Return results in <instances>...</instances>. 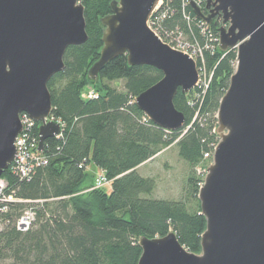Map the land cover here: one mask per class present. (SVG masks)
<instances>
[{"label":"trees","instance_id":"trees-1","mask_svg":"<svg viewBox=\"0 0 264 264\" xmlns=\"http://www.w3.org/2000/svg\"><path fill=\"white\" fill-rule=\"evenodd\" d=\"M80 1L88 40L67 48L64 70L48 83L51 118L61 123L62 132L45 141L41 155L46 162L30 178H19L11 169L2 176L6 193L22 201L1 214L7 222L0 231V264H138L140 239L171 231L187 250L199 254L207 222L198 198L203 178L197 168L210 161L205 155L220 140L217 112L237 53L218 46L204 51L212 74L209 87L204 92L178 90L175 107L187 123L168 131L145 121L135 102L163 77L160 70L130 65L122 55L109 62L97 80L89 79L88 71L104 45L101 18L111 13L114 0ZM192 1L209 13L205 0H162L152 22L165 42L182 33L191 45L204 46L213 43L211 35L220 36L221 20L217 25L203 23L194 15ZM89 88L97 98L85 97ZM172 146L189 166L182 196L157 199L151 196L155 179L141 176L138 168ZM91 163L111 181L110 191L93 189L95 177L87 171ZM28 208L35 211V221L20 231L16 222Z\"/></svg>","mask_w":264,"mask_h":264},{"label":"water","instance_id":"water-1","mask_svg":"<svg viewBox=\"0 0 264 264\" xmlns=\"http://www.w3.org/2000/svg\"><path fill=\"white\" fill-rule=\"evenodd\" d=\"M162 0H114L101 18L103 48L88 71L99 78L104 67L126 55L130 65H149L163 74L136 98L157 126L177 131L186 116L175 107L178 90L189 93L199 81L196 61L165 43L149 21ZM194 15L218 24L219 48L235 49L236 68L217 112L220 138L198 198L206 218L202 251L195 254L174 231L142 237L138 264H264V0H205ZM88 40L80 0H0V179L15 160L21 114L39 124V147L59 136L62 125L49 120L51 78L65 68L68 47Z\"/></svg>","mask_w":264,"mask_h":264},{"label":"built area","instance_id":"built-area-1","mask_svg":"<svg viewBox=\"0 0 264 264\" xmlns=\"http://www.w3.org/2000/svg\"><path fill=\"white\" fill-rule=\"evenodd\" d=\"M161 5H162V1L158 6V8L156 9V11L154 12V14L152 15L149 21V25L155 31V33L162 39L158 31L153 28V22H152L153 17L158 13V10ZM203 23L205 22L203 21ZM211 37L213 43L206 44L204 46L198 44L191 45L189 42H187L186 39H184L182 33L173 36L172 40H170L169 43L165 42L162 39L165 43L169 44L174 49H178L187 53L191 58H193L196 61L199 70V81L196 88L202 89L203 92L206 91V89L209 87L212 77V74L207 70L204 51L205 50L214 51L216 46L219 47V42H220V36L214 37L211 35ZM214 43L217 45H215ZM85 97L97 98V94L95 93V91L90 89L86 93ZM148 119L149 118L146 116L144 120L146 121ZM49 120H54V119L50 117L47 121ZM21 122L23 125V129L15 140L17 154L15 156V160L12 162L9 169H11L13 174L23 179V178H30L32 176V173L35 171V169H37L42 164H44L46 160L41 155V151L38 150L39 131H38V136H36L34 133V129L36 128L37 125L39 127V124L26 113L21 114ZM213 154H214V150L211 154L207 153L205 157L210 159V161L212 162ZM108 184H111V181L107 178L104 172L100 171L94 178L93 189H101ZM6 186H7V182L3 178H1L0 179V231L3 229L4 225L7 222L4 219V217H2L1 214L2 213L7 214L10 211L9 207L11 203L22 201L15 198L13 195L7 194L5 191ZM35 216H36L35 211L32 208L25 209L16 222V228L20 231H27L35 221Z\"/></svg>","mask_w":264,"mask_h":264},{"label":"rangeland","instance_id":"rangeland-1","mask_svg":"<svg viewBox=\"0 0 264 264\" xmlns=\"http://www.w3.org/2000/svg\"><path fill=\"white\" fill-rule=\"evenodd\" d=\"M90 89L91 88L88 90ZM209 165L210 161L205 162V164L197 168V172L202 176L203 180ZM98 169L99 168L94 163H91L87 168L90 177L95 175ZM188 170V164L179 157L177 146L165 149L157 155L154 160L138 168V172L141 176L152 177L156 181V186L151 196L157 199L168 200H177L181 198ZM99 172L100 170H98L97 173ZM104 189L110 191L111 184L106 185ZM11 263L10 260H7L4 264Z\"/></svg>","mask_w":264,"mask_h":264},{"label":"flooded vegetation","instance_id":"flooded-vegetation-1","mask_svg":"<svg viewBox=\"0 0 264 264\" xmlns=\"http://www.w3.org/2000/svg\"><path fill=\"white\" fill-rule=\"evenodd\" d=\"M219 18L218 17H215L214 21H217L218 22Z\"/></svg>","mask_w":264,"mask_h":264},{"label":"crops","instance_id":"crops-1","mask_svg":"<svg viewBox=\"0 0 264 264\" xmlns=\"http://www.w3.org/2000/svg\"><path fill=\"white\" fill-rule=\"evenodd\" d=\"M98 170H100V169H98ZM98 170L96 171V174L94 175V177L98 174L97 172H98Z\"/></svg>","mask_w":264,"mask_h":264}]
</instances>
